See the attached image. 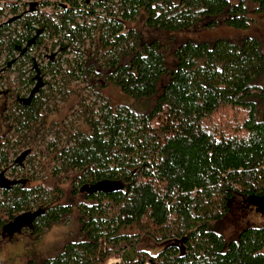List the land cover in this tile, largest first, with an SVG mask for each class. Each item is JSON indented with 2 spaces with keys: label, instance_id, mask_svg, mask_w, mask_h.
Listing matches in <instances>:
<instances>
[{
  "label": "trees",
  "instance_id": "16d2710c",
  "mask_svg": "<svg viewBox=\"0 0 264 264\" xmlns=\"http://www.w3.org/2000/svg\"><path fill=\"white\" fill-rule=\"evenodd\" d=\"M47 4L50 12L38 11ZM255 16L264 0H54L14 16L20 32L0 26V55L16 53L5 66L31 64L18 76L32 84L19 96L8 82L0 110V231L12 222L37 236L74 209L80 237L37 264H264V225L230 240L221 227L234 201L264 205L261 44L243 36L172 45L177 32L242 29ZM138 19L169 37L125 29ZM30 47L38 57L50 51L45 65ZM105 84L153 103L111 105ZM68 89L80 95L88 131L64 125L38 143L30 132L44 98ZM24 151L33 155L17 161ZM141 237L156 247L138 248Z\"/></svg>",
  "mask_w": 264,
  "mask_h": 264
},
{
  "label": "rangeland",
  "instance_id": "374dc122",
  "mask_svg": "<svg viewBox=\"0 0 264 264\" xmlns=\"http://www.w3.org/2000/svg\"><path fill=\"white\" fill-rule=\"evenodd\" d=\"M33 0H0V26L3 24H10L14 32H20L21 28L18 23L14 22V15L16 14V9L12 11V6L16 4L17 6L22 5L25 2H31ZM43 5L45 2H52L54 0H36ZM43 2V4H42ZM15 7V8H16ZM23 7V5H22ZM39 12L46 11L50 12V6L47 4L45 7H40ZM254 21L246 28L234 29L228 26H216L209 29L194 30L189 32H177L172 36L173 47L181 41H212L216 38H225L232 41H237L243 36L255 37L259 40L261 44L262 51L264 52V16H255ZM132 27L138 30L142 35V38L149 39L152 36H158L160 40H164L169 37L166 34L154 30L148 29L144 26L143 21L138 19L132 24H127L126 28ZM2 38L0 37V40ZM184 39V40H183ZM28 56L35 59L37 62V67L45 65L50 55V51L42 49L41 55L36 56L33 47L27 50ZM45 54V55H43ZM16 53L1 54L0 55V72L3 75V70H9L7 79L1 77L0 89L4 91V94H0V110L3 108L4 104L10 103L11 101V91L8 90V82L14 91L20 90L19 96H26L28 89L32 84H22L21 80L25 75L31 74V64L26 63L24 65H19V60L14 63H10L7 67L5 66V61L12 58ZM71 57V54L68 55ZM19 70L24 71V74L18 76ZM33 75V74H32ZM50 77L47 75L45 77L48 80ZM99 81V80H98ZM264 82V75L261 79ZM74 85L79 87L82 85L76 81H72L71 88ZM75 91V88H73ZM8 90V91H6ZM72 89L65 91L63 96L61 93H56L53 97L44 98L45 104L41 107L38 112V126L30 132L32 136L37 139V142L41 143L46 138H52L58 133L60 127L64 125L72 124L73 128L82 129L88 131V127L84 124L81 117L80 111L78 110L79 104L82 102L78 92H74ZM62 92V91H61ZM101 93L108 100L111 105L123 104L137 111H143L151 107L153 99L149 100H134L129 97H125L116 87L111 84H105L101 88ZM14 93L12 94V96ZM57 104L56 110L53 109V104ZM4 122L0 118V135L5 133L6 127L3 126ZM28 156H24L22 161L28 159ZM13 158V155H12ZM12 175L10 171L6 172V177L10 178ZM40 184V180H26L24 182L25 187H34ZM66 185H64V188ZM264 225V214L257 207V205L249 202L248 204L239 201H234L231 204L230 211L226 215L224 224L221 225L222 232L225 240H230L236 235L241 229L245 227H256ZM78 223L76 221V211L73 209L71 213L63 221L59 223L52 224L46 228L41 234L34 236L27 231L22 233H16L12 236L11 241H8V233L5 232L4 236L0 237V264H26L28 261L33 263H40L46 258L54 256L57 252L61 250L63 245L67 242L72 241L80 237L78 230ZM128 233L136 232L135 229H125ZM156 247L152 242L148 241L146 238L141 237L138 248H148L153 249ZM133 258L134 255H133ZM113 260H116L115 264H122L120 258H110L105 264H113ZM148 264V263H145Z\"/></svg>",
  "mask_w": 264,
  "mask_h": 264
},
{
  "label": "flooded vegetation",
  "instance_id": "af4514ba",
  "mask_svg": "<svg viewBox=\"0 0 264 264\" xmlns=\"http://www.w3.org/2000/svg\"><path fill=\"white\" fill-rule=\"evenodd\" d=\"M40 4L41 3L40 2H37L36 0H33L31 2H25V3H23L22 4L23 7H22V5L16 7V4H14L12 6V11L14 9H16V14L14 16L19 17V16H23L26 13H29V11L36 10L37 7ZM21 49H22V51L24 50L23 48H21ZM17 50H19V48ZM0 75H1V72H0ZM0 94H4V91L3 90L1 91V89H0ZM5 232H7L8 233L7 235L9 236L7 240L8 241H11L12 236H14L15 232H17L16 226L12 222H8L7 226L6 227H2V229L0 231V237L1 238L4 236Z\"/></svg>",
  "mask_w": 264,
  "mask_h": 264
},
{
  "label": "water",
  "instance_id": "95a60500",
  "mask_svg": "<svg viewBox=\"0 0 264 264\" xmlns=\"http://www.w3.org/2000/svg\"><path fill=\"white\" fill-rule=\"evenodd\" d=\"M33 91H34V89L31 90V92L29 93V95L27 96V98L24 99L25 101H28V100H29V98L32 96ZM25 154H26L25 151L22 152V153L16 158L17 161H21L22 158L25 156ZM253 204L256 205V204H258V203H253ZM257 207H258V208L263 212V214H264V205H257ZM126 254H131V255H132V250H128V251L126 252Z\"/></svg>",
  "mask_w": 264,
  "mask_h": 264
},
{
  "label": "built area",
  "instance_id": "2783aa9c",
  "mask_svg": "<svg viewBox=\"0 0 264 264\" xmlns=\"http://www.w3.org/2000/svg\"><path fill=\"white\" fill-rule=\"evenodd\" d=\"M116 260H113V264H115L114 262H115Z\"/></svg>",
  "mask_w": 264,
  "mask_h": 264
}]
</instances>
